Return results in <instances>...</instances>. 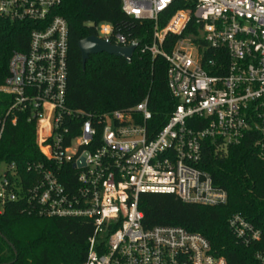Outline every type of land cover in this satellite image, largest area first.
I'll return each mask as SVG.
<instances>
[{
    "label": "built area",
    "instance_id": "obj_1",
    "mask_svg": "<svg viewBox=\"0 0 264 264\" xmlns=\"http://www.w3.org/2000/svg\"><path fill=\"white\" fill-rule=\"evenodd\" d=\"M61 2L1 0V17L41 27L32 31L27 51L13 53L0 86L10 98L0 114V143L6 127L26 113L47 161L29 167L34 172L27 184L7 163L0 175V213L14 201L30 214L91 219L86 264H227L198 232L178 225L145 228L139 200L160 193L225 205L227 190L199 166L206 142L222 157L251 137L264 159V0H121L126 15L155 22L153 42L143 52L165 58L168 88L177 101L162 127L152 125L148 100L98 116L67 107L69 25L51 14ZM171 9L160 28L161 15ZM91 24L104 42H137L110 22ZM170 34L177 38L166 51ZM69 166L71 187L64 184ZM228 225L246 246L263 240V229L241 214H233ZM254 256L264 264V245Z\"/></svg>",
    "mask_w": 264,
    "mask_h": 264
},
{
    "label": "trees",
    "instance_id": "obj_2",
    "mask_svg": "<svg viewBox=\"0 0 264 264\" xmlns=\"http://www.w3.org/2000/svg\"><path fill=\"white\" fill-rule=\"evenodd\" d=\"M175 12L161 15L164 28ZM51 14L60 15L69 25L66 105L72 111L98 116L108 111L129 110L148 100L152 125L162 127L177 106L168 88V64L161 55L153 56L143 48L153 42L155 22L136 19L124 13L121 0H62ZM110 22L116 31L138 42L132 61L106 53L91 55L83 66L80 40L96 35L91 23ZM44 25H42L43 27ZM41 27L31 20L13 21L0 16V86L9 74V62L16 51H27L33 30ZM192 27V24L189 28ZM170 34L163 48L170 51L176 40ZM0 94V114L10 98ZM206 142L200 167L209 172L217 186L228 192V202L206 206L182 201L173 194H141L139 207L144 212L145 228L158 225L184 226L204 235L216 255L227 264H261L255 259L257 246L264 245V159L247 137L242 144L230 147L226 156L214 153ZM14 163L27 184L31 165L46 162L36 141V123L28 114H20L16 125L6 127L0 143V162ZM64 184H74L73 169H67ZM241 214L263 229L258 245L246 246L230 231L228 219ZM0 264H86L88 239L94 233L91 219L46 217L30 214L21 202H8L0 213Z\"/></svg>",
    "mask_w": 264,
    "mask_h": 264
},
{
    "label": "water",
    "instance_id": "obj_3",
    "mask_svg": "<svg viewBox=\"0 0 264 264\" xmlns=\"http://www.w3.org/2000/svg\"><path fill=\"white\" fill-rule=\"evenodd\" d=\"M137 48H138V42L133 43L130 46H119L104 42L96 36L86 37L80 40L79 42V49L82 55L83 66L86 65L91 55H97L102 53H106L116 57H121L124 58L127 62H131ZM79 166L80 167L85 166L84 158L80 161ZM0 236L3 237L5 241H7V243L12 247V249L14 250L17 256V250L15 246L11 242H9V240L1 232H0Z\"/></svg>",
    "mask_w": 264,
    "mask_h": 264
},
{
    "label": "rangeland",
    "instance_id": "obj_4",
    "mask_svg": "<svg viewBox=\"0 0 264 264\" xmlns=\"http://www.w3.org/2000/svg\"><path fill=\"white\" fill-rule=\"evenodd\" d=\"M0 7H1V0H0ZM2 98H6V95H1ZM7 168V163L5 161L0 162V175H2ZM2 209V206L0 205V210Z\"/></svg>",
    "mask_w": 264,
    "mask_h": 264
}]
</instances>
